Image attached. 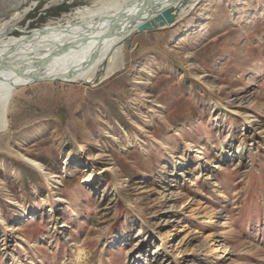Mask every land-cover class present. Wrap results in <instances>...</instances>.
<instances>
[{"label":"rangeland","instance_id":"obj_1","mask_svg":"<svg viewBox=\"0 0 264 264\" xmlns=\"http://www.w3.org/2000/svg\"><path fill=\"white\" fill-rule=\"evenodd\" d=\"M127 1L0 7V25L18 14L1 40ZM130 38L122 70L95 87L14 92L0 264H264V0H199Z\"/></svg>","mask_w":264,"mask_h":264},{"label":"bare ground","instance_id":"obj_2","mask_svg":"<svg viewBox=\"0 0 264 264\" xmlns=\"http://www.w3.org/2000/svg\"><path fill=\"white\" fill-rule=\"evenodd\" d=\"M27 1L0 0V7L16 9ZM172 1L183 3L182 0ZM187 1L177 14L179 18L195 7V0ZM151 2L153 1L128 0L123 6H114L113 15L97 11L96 8L78 9L75 19L80 21L75 26L48 30L29 43L1 40L3 34L15 27L12 21L16 20L18 14L2 23L0 25V133L9 126L7 108L19 86L27 83L28 86L33 85L36 80H50L95 87L96 83L107 81L121 71L125 59L124 45L137 32L139 25L152 18L156 14L155 10L160 12L165 10L164 5L179 7L177 2L165 3L161 6L150 4ZM149 4L151 7L146 8ZM95 16L99 17L98 21H95ZM28 162L43 171L41 163L33 160ZM88 181L86 180L85 183Z\"/></svg>","mask_w":264,"mask_h":264},{"label":"water","instance_id":"obj_3","mask_svg":"<svg viewBox=\"0 0 264 264\" xmlns=\"http://www.w3.org/2000/svg\"><path fill=\"white\" fill-rule=\"evenodd\" d=\"M151 1H153V2H151L150 4L155 3V5H159V6H161V5L165 4V3H169V2H170L169 4H171L172 2H177L179 7L175 8V7H171L169 5L167 7V5H164L163 7L166 8L165 10H163L161 12L158 11V10H155L154 13H156V14L152 18H149L148 20H145V23H143L142 25H139L138 30H137V32H135V34H139V33H142V32H152L154 30L162 29L164 27H169V26L173 25L175 22H177V20L179 18V15H177V14L179 13L180 8L184 6V3L187 0H182L183 1L182 4H180L179 1H172V0H169V1L168 0H164V1L151 0ZM198 2H199V0H195L196 4ZM150 4L148 5L149 7H146V6L145 7L146 8H150L151 7ZM163 7H161V8H163ZM130 42H131V39H129L127 41V45L128 46L130 45ZM49 81L36 80L35 83H37V82H49ZM27 84L19 86V87L28 86ZM97 84L98 83H96L95 86ZM88 87H92V86L88 85Z\"/></svg>","mask_w":264,"mask_h":264}]
</instances>
